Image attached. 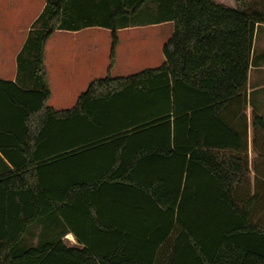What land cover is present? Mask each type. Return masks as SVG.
<instances>
[{
  "label": "trees",
  "instance_id": "trees-1",
  "mask_svg": "<svg viewBox=\"0 0 264 264\" xmlns=\"http://www.w3.org/2000/svg\"><path fill=\"white\" fill-rule=\"evenodd\" d=\"M232 1L45 0L0 80V264H264V0ZM165 23L164 62L112 78L116 32ZM85 28L110 31L107 74L56 111L45 44Z\"/></svg>",
  "mask_w": 264,
  "mask_h": 264
},
{
  "label": "crops",
  "instance_id": "crops-1",
  "mask_svg": "<svg viewBox=\"0 0 264 264\" xmlns=\"http://www.w3.org/2000/svg\"><path fill=\"white\" fill-rule=\"evenodd\" d=\"M21 3L22 1L20 0H0V80L4 82H14L16 80V57L25 42L32 23L42 12L45 0L40 3L35 16L32 17L26 28L17 25L15 22L19 17H21V14L23 15L25 10L24 4L22 3L21 5ZM145 27L162 28V31H158L163 35L161 36V41L158 43L156 50L154 48L144 46L141 53L131 51V49L129 50L128 55L123 53L124 42H130L132 34L136 32V30H140ZM145 27L126 28L116 32L118 43L115 48L114 66L110 73L113 72L117 66L122 64L131 66L134 64V61L137 60L149 62L151 60H155L158 67L164 62L162 47L172 34V23ZM18 36H20V38L17 39ZM110 43V31L100 28H85L75 32H54L47 40L44 48V65L50 91V98L47 105L55 98L56 104L60 106H52V109L56 111L69 109L64 108L68 106H66V104L63 106L61 102L71 98L73 86L84 85V88L86 89L88 84L91 82V80H88V76L90 74L92 75V70L94 69V71L103 72V70L99 69L100 65H102V69H106L105 73L107 74ZM259 69L263 71L261 67H259L258 70ZM254 75L255 78H252L254 85H260L263 87V76L259 75V73H254ZM249 82L250 74H248V83ZM84 88L81 86L78 91H83ZM77 97L75 99H77ZM71 103H73V100ZM71 103L69 105H71ZM252 110L264 119V113L262 112L260 105L257 106L254 104L250 107V109L246 106L244 114L246 116V142L249 159H251L252 155L249 124L250 112ZM65 239L70 245L75 243L71 234H67Z\"/></svg>",
  "mask_w": 264,
  "mask_h": 264
},
{
  "label": "rangeland",
  "instance_id": "rangeland-1",
  "mask_svg": "<svg viewBox=\"0 0 264 264\" xmlns=\"http://www.w3.org/2000/svg\"><path fill=\"white\" fill-rule=\"evenodd\" d=\"M24 4L25 10L23 12V15L21 14V17L17 19L16 24L19 26H22L23 28L29 24L30 20L33 16H35L38 7L40 6V3L43 2V0H20ZM258 5H260V0H256ZM220 3L225 4L227 6L234 7L232 0H219ZM21 3V5H22ZM140 29V28H139ZM162 28H156V27H145L141 28L140 30H136L131 36V41H125L124 42V50L123 53L127 54L129 53V50L140 52L144 49V46L151 47L156 50V47L158 43L161 41V36L163 35L160 31ZM167 29V28H166ZM162 31V30H161ZM105 33V32H104ZM20 38V36L17 37V39ZM110 38V36H109ZM100 55V54H99ZM100 65V70H103V72H97L94 69L92 70V75L90 74L88 76V80L93 81L97 79H102L106 76L105 70L102 69ZM158 67L157 63H155V60L144 61V60H137L134 61V64L131 66H126L125 64H122L120 66H117L113 72L110 73L112 78H123L128 77L134 74H137L143 70L146 69H152ZM261 67L262 70H258V68ZM94 71V72H93ZM254 73H259V75L263 76L264 79V29L263 28H257L253 40V47H252V54H251V65H250V82L248 83L247 87V107L250 109L254 104L257 106H261L262 112L264 113V86L260 85H254L252 78H255ZM264 82V81H263ZM84 85H75L73 86L71 98L67 100H63L61 104L64 106V108H70L73 103L75 102V98L79 96L82 92L85 91V88L83 91H78L79 88ZM54 92V91H53ZM55 93V92H54ZM73 100V103L71 101ZM256 102V103H254ZM71 103V105H69ZM49 107L55 106L58 107L60 105L56 104V99H52L48 103ZM61 105V106H62ZM261 110V109H260ZM69 243V242H68Z\"/></svg>",
  "mask_w": 264,
  "mask_h": 264
}]
</instances>
